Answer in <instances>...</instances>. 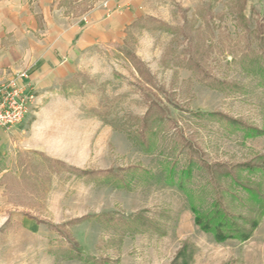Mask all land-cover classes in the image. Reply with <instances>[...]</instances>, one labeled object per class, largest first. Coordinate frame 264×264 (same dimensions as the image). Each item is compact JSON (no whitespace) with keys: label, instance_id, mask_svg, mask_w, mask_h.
<instances>
[{"label":"rangeland","instance_id":"374dc122","mask_svg":"<svg viewBox=\"0 0 264 264\" xmlns=\"http://www.w3.org/2000/svg\"><path fill=\"white\" fill-rule=\"evenodd\" d=\"M98 1L58 6L77 17ZM145 6L123 40L82 55L60 89L64 133L44 139L49 152L0 154V264H94L71 258L75 243L97 264H171L184 241L196 246L192 264H264V217L250 238L220 242L196 224L187 196L203 209L218 195L243 205V187L226 171L218 191L205 162L259 179L239 166L264 159V0ZM150 107L164 118L144 134ZM69 136L71 145L56 140ZM139 212L152 222L142 230Z\"/></svg>","mask_w":264,"mask_h":264},{"label":"crops","instance_id":"0c3cea01","mask_svg":"<svg viewBox=\"0 0 264 264\" xmlns=\"http://www.w3.org/2000/svg\"><path fill=\"white\" fill-rule=\"evenodd\" d=\"M59 1L0 0V74L10 79L27 72L18 82L32 86L38 104L20 125L0 127V154L12 146L49 152L44 139L53 130L64 133L56 123L65 116L61 104L69 102L61 87L82 71L84 52L123 40L126 27L145 14L148 0H104L106 6L99 0L77 17L64 13ZM56 140L71 145L72 138Z\"/></svg>","mask_w":264,"mask_h":264},{"label":"trees","instance_id":"16d2710c","mask_svg":"<svg viewBox=\"0 0 264 264\" xmlns=\"http://www.w3.org/2000/svg\"><path fill=\"white\" fill-rule=\"evenodd\" d=\"M141 18L135 20L133 24H135L136 22H141ZM240 18L244 21L246 19L245 16L242 14H240ZM243 27L245 29L249 28L246 21L245 23H243ZM157 108L159 109L158 112H154L153 107H150V109L147 111L148 113L145 115L144 124L142 125V132L144 134L147 130L152 131V128H154V123H159V121L164 118V112L161 113L158 118L155 116L156 113L160 114V112H162L160 107ZM231 123L234 124L238 122L234 119L231 120ZM249 130L251 132L255 131V133L260 132L258 130H252V128H250ZM144 136L145 135H142V140H144ZM151 149L152 144L150 145V143L148 142V145H146V150ZM259 159L261 161L256 160L250 163L241 164L239 166L240 169H243L242 172L244 170H247L251 173H259V179H257V177H252V175H244L241 172V174H233L232 169L228 166L229 164L227 163L209 164L205 162L203 164V167L206 168L211 174L210 183L212 185L215 184L216 187L220 186V182L223 176L222 174H225V172L227 171L233 181H237V183H239L243 187L247 196L244 198H236L240 199L243 205L239 203V206L236 203L234 204V207L232 209V207L228 206L225 201L221 198V196L218 195L216 200H214L211 205L209 204L206 209H203L197 201H194L192 199V195H187L190 201V210H192L195 216L196 224L205 232L213 233L214 238L217 241L222 242V240L228 238H238L240 240H246L250 238L255 228L257 227L261 219L264 217V159ZM183 171L184 175L180 178V181L177 183V186H179L183 191H186L184 181L186 178L188 179L192 175V166ZM171 182L172 184H174V179L171 180ZM220 189L221 188L218 187L217 190L219 191ZM233 197H235V194L233 195ZM249 198L254 200V204L248 201ZM236 199H231L232 203H234ZM244 209H246L245 212H243ZM133 219H135L133 220V226H140V230H142V228H146V226H148L151 222V220L147 217H144L141 212L134 215ZM154 226L155 231L161 234L166 233L165 230H160L159 223L155 222ZM75 245L77 246L78 253L77 255L72 254L71 258L73 257L81 259L85 262L91 261L94 264L98 263L95 259L93 260V258L86 256L84 254V249L78 247V244L75 243ZM180 246L181 247L178 249L175 257L171 261V264H192L196 252V246L193 242L190 241H184Z\"/></svg>","mask_w":264,"mask_h":264},{"label":"built area","instance_id":"2783aa9c","mask_svg":"<svg viewBox=\"0 0 264 264\" xmlns=\"http://www.w3.org/2000/svg\"><path fill=\"white\" fill-rule=\"evenodd\" d=\"M107 5V1H104ZM22 72L17 77L0 83V127L8 130L23 123L30 112L37 107L36 93L31 85L18 82V78L27 77Z\"/></svg>","mask_w":264,"mask_h":264}]
</instances>
